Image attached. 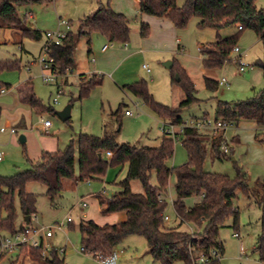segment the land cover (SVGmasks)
Wrapping results in <instances>:
<instances>
[{"label":"rangeland","instance_id":"374dc122","mask_svg":"<svg viewBox=\"0 0 264 264\" xmlns=\"http://www.w3.org/2000/svg\"><path fill=\"white\" fill-rule=\"evenodd\" d=\"M109 1L111 7L114 1L118 2V0H53L43 4L29 3L20 6L18 13L22 19H26V26L44 34L40 40L31 37L9 38L0 30V61H18L20 65L19 69L7 70L0 74L2 83L10 85L9 90L2 96L3 99L6 100L12 97V94H17L20 83L30 79L36 96L47 108H50L42 115L34 111L32 119L27 118L26 128H18V134L12 135L11 140L9 136L5 137L7 134L0 133V141L3 144L0 150L5 155L4 161L0 163V177H11L31 169L39 160L43 150L50 152L64 149L70 141L77 142L81 133L101 137L105 131H113L117 133V141L120 144L159 147L164 136L163 123L169 120L160 118L141 99L133 95L129 86L137 81L147 82L151 94L158 103L178 108L186 98L183 86L177 81L178 68H183L194 82L198 98L196 103L182 109L181 116L184 122L203 119L204 115H208L209 120L214 121L220 102L234 106L249 100L264 89V74L259 67L264 61V45L254 30L247 29L239 37L238 46L242 48V56L233 54L232 61L226 62L222 68L207 70L202 65L200 48L217 41L218 35L224 37L237 33L239 26L220 31L212 28L200 29L198 27L200 20L193 17L185 28L178 29L170 20L158 18L167 22L172 29L161 25L158 21L153 29L150 28L151 36L143 39L142 17L133 8L130 14L131 31L128 43L110 42L106 37L94 33L92 43L89 45L86 36L78 37L75 66L72 68L73 73L69 74V84L62 85L65 93L59 96V103H53V99L58 96L57 85L45 83L41 66L36 62L45 45V33L57 30L60 20L70 23L68 32L87 33L89 30L81 25V21L96 12L99 7L107 5ZM185 1L178 0V5L182 6ZM257 6L259 9H264V0H258ZM29 13H32V17ZM105 44L110 46V49L103 52L102 47ZM90 49L91 53H89ZM167 62H173L175 65L168 68L165 66ZM241 63L247 65L244 72L239 70ZM144 65H147L150 71L146 70ZM80 74H86V79L97 76L102 80L100 85L82 99L79 98ZM223 77L228 79V86H218L215 91L206 88L205 78L218 82ZM59 83H62V79H59ZM21 104L22 108L29 110L27 104ZM68 105H72L71 118L64 121L57 112L64 110ZM126 110L131 111L133 115L127 116ZM9 112H12V108ZM42 117L53 123V129L49 133H45L41 128ZM2 127L10 128L4 120L0 121V129ZM203 134L213 136L210 130ZM21 136L27 139L24 143L20 140ZM222 136L229 145L230 153L222 160L215 159L209 154L205 170L235 178L237 172L235 163H237L238 167L249 174L250 186L257 187L259 182L264 181V127L243 120L238 125L229 126ZM236 136H239V142L236 141ZM174 146L175 153L170 165L179 168L188 162V155L182 143H175ZM126 174L127 164L110 167L105 174L108 177L106 183L108 194L104 196L110 197L120 192L122 190L120 182L125 179ZM175 182L176 177L172 175L167 193L169 203L167 213L171 218L166 222L168 226H177L180 223L171 206V202L176 199ZM96 183L97 181H92L91 186L94 187ZM73 184L74 181L70 180L64 182V191L55 205H52L46 196V186L38 183L29 184L28 192L37 195V213L33 217H38L39 220V225L32 222L31 226L36 228L41 225L51 226L70 216L73 220L71 225L63 231H55L53 238L44 239V245L48 246L47 252L69 245L70 240L72 247L66 256V264H91L80 258L82 244L79 229L84 219L83 215L90 211V208H81L79 203L88 195L91 186L87 180L78 182L76 186ZM151 184L154 186L158 184L155 175L152 176ZM73 187L77 188L73 189ZM131 188L136 193L143 191L140 181H133ZM237 196L238 226L234 227L233 218H230L226 221V226L219 231V239L224 244L220 264H264L259 254L255 252L256 241L262 230V209L253 198H248L242 189L237 190ZM187 204L192 205L193 201L189 199ZM17 212L16 224L19 229L22 224L19 202H17ZM181 230L190 233L194 230V233H191L193 235L198 232V228L189 223H184ZM200 231H203V228ZM236 233L239 237L234 236ZM4 236L10 235L0 232V241ZM116 252L126 254V264H157L143 236L128 237L119 245ZM17 257V252L4 255L2 264H8ZM89 258L92 259L93 264H99L93 257ZM22 259L39 264L29 255H20L18 263ZM176 264L186 263L180 261Z\"/></svg>","mask_w":264,"mask_h":264},{"label":"trees","instance_id":"16d2710c","mask_svg":"<svg viewBox=\"0 0 264 264\" xmlns=\"http://www.w3.org/2000/svg\"><path fill=\"white\" fill-rule=\"evenodd\" d=\"M53 0H0V29H13L21 37L40 40L44 34L26 26V19L18 13L20 6L29 3H48ZM140 11L144 14L166 18L176 28H185L193 17L200 21V29L212 28L217 31L242 26L236 34L200 48L202 65L207 70L222 68L226 62L232 61L234 48L238 46L240 35L247 29L254 30L264 45V9L257 6L258 0H186L182 6L178 0H138ZM81 25L89 32L75 34L69 32L60 46L51 48V56L55 67L66 73L75 63V51L78 37L98 33L110 42L128 43L130 24L124 14L117 13L110 5L99 7L92 15L85 17ZM150 26L141 25L142 37H148ZM90 41V40H89ZM88 41V42H89ZM175 65V64H174ZM173 65V66H174ZM264 74V61L259 64ZM18 61H0V74L7 70L19 69ZM178 81L184 88L186 98L178 108H171L155 101L146 81H138L129 86L133 95L141 99L160 118L168 119L174 124H181L183 108L198 101L196 87L186 71L179 67ZM80 76L79 98L87 97L91 90L102 83L97 76L90 79ZM177 82L176 80H174ZM205 86L210 91L217 90L218 82L205 78ZM10 85L0 80V91L9 90ZM22 102L39 115L49 111L36 96L34 87L24 84L19 88ZM205 117H208L205 115ZM209 119V118H204ZM215 120L238 125L241 121H252L264 127V89L257 92L247 101L234 106L220 102L216 109ZM223 136L213 137L211 134L200 133L194 128H186L182 145L187 151L188 162L179 168L171 167L174 157L175 143L171 138L163 136L159 147L144 145L120 144L117 133L105 131L99 137L89 133H81L78 141H70L64 149L54 152L43 151L39 160L31 169L19 172L11 177H0V232L15 234L25 227L27 217L37 213V195L27 190L29 184L38 183L46 186V196L56 204L64 191L66 180L83 182L105 175L110 167L127 164V174L120 182L122 190L110 197L100 196L102 214L125 212L127 219L114 225L100 226L94 221H82L80 225L81 244L85 254L102 253L110 255L125 239L139 235L145 237L151 256L157 264H176L185 262L192 264L193 259L205 255L211 259L206 264H220V260L212 257V251L220 255L224 252V244L219 239V231L226 226V221L233 218V226L239 224V211L236 207L237 190L242 189L248 198H253L262 209V230L256 241L255 252L264 262V181L257 187L249 184V174L237 166L236 177L211 173L205 170L210 154L222 160L229 154L221 150ZM107 152L112 157L106 156ZM100 155L102 157H100ZM157 178V185L151 184L152 176ZM172 175L176 182L174 190L176 199L174 209L183 221L177 226H168L164 215L168 210V186ZM140 181L143 191L133 192L131 183ZM204 195L200 202L188 207L187 200ZM17 202L23 224L17 227ZM184 223L193 224L198 228L197 234L182 231ZM203 228V231H200ZM21 253V254H20ZM22 254L31 256L39 264H66L55 250L43 257L42 248L23 247ZM4 255L0 256L2 264ZM8 264H19L18 260Z\"/></svg>","mask_w":264,"mask_h":264},{"label":"built area","instance_id":"2783aa9c","mask_svg":"<svg viewBox=\"0 0 264 264\" xmlns=\"http://www.w3.org/2000/svg\"><path fill=\"white\" fill-rule=\"evenodd\" d=\"M29 16L32 17V13H29ZM70 23L66 22L65 20L59 21V28L55 31H48L45 33V45L41 50L40 55L36 58V62L39 63L41 66V74L42 78L45 81V83L48 84H56L58 85L57 94L58 96L53 99V103L57 104L59 103V96L63 95L65 93L62 85L64 82L68 80L69 74L73 73V69H69L66 73L60 72V70L55 67V60L51 56V48L53 46H60L63 42V40L66 38L67 34L69 33L67 30L70 28ZM239 30H242V26L238 27ZM107 49V46L104 48ZM233 54H239V56H242V48L239 46H236L234 48ZM245 64H240V72H244L246 70ZM144 68L148 71H150L147 67V65H144ZM59 79H62V83H59ZM219 86H228V79L226 77H223L218 82ZM7 90L3 89L0 91V95L5 94ZM127 116H132L133 113L131 111H126ZM52 121L49 119H46L44 117L41 118V128L45 133H49L50 128L52 127ZM231 126V124L224 122V121H211L209 119H192L190 121L183 122L181 124H174L173 122H165L162 126V132L164 133V136L171 138L174 143H182L183 141V134L186 128H194L198 130L200 133H204L207 130H210L211 133H213V137H219L220 135L224 134L227 128ZM9 132L10 135H16L17 129L16 128H1L0 133H6ZM224 139V137H223ZM221 150L225 154L230 153L229 145L227 144L226 140L222 142ZM106 156L108 158H111L113 155L111 152H107ZM5 159V155L3 151L0 150V163L3 162ZM88 183H91V179L87 180ZM103 195L106 194L105 191L102 193ZM200 199L204 198V195L196 196ZM79 205L83 208L88 207V203L85 201H81ZM171 206L174 209V200L171 202ZM175 211V209H174ZM176 213V212H175ZM179 221L182 222L183 219L176 214ZM165 222H169L171 220L170 216L166 212L164 215ZM32 222H36L37 225H39L38 217H31L30 224L25 225L23 229L18 230L15 234L10 236H4L1 237V249H2V255H8L17 252L19 254L21 248L23 247H33V248H42V255L43 257L48 256V246L44 245L43 239L44 238H50L54 236L55 231H63L66 229L67 226L71 225L73 223L72 218L69 216L65 220L56 222L52 224L51 226H39L34 227L31 226ZM191 233H194V230L191 231ZM235 237H239V235L236 233L234 235ZM60 255L64 254V249L55 250ZM81 252L84 253V249H81ZM243 252V247H242ZM85 254V253H84ZM88 256L93 257L99 264H117V259L119 254L114 250L110 255L105 256L102 253L97 254H85ZM212 257L215 260H220L221 255L217 251H212ZM208 262H211V259L205 255H201L198 258L193 259L192 264H206Z\"/></svg>","mask_w":264,"mask_h":264},{"label":"crops","instance_id":"0c3cea01","mask_svg":"<svg viewBox=\"0 0 264 264\" xmlns=\"http://www.w3.org/2000/svg\"><path fill=\"white\" fill-rule=\"evenodd\" d=\"M112 8L117 13L124 14L127 17L129 23H130V18H131L130 14L135 9V11H137L138 14L141 15V17H142L141 25L143 23H145V24H148L150 26V28L153 29V27L156 26L158 21H160L161 25H166L167 28L172 29L171 26H169V24H167V22H165L164 20H159L158 18H155L153 16H150V15L142 13L140 11V8H139V1L138 0H118V2H116V3L114 1V3L112 4ZM0 30L4 34H7V36L9 38H13V37L19 38V37H21L20 34L17 31L13 30V29H0ZM234 34H236V33L229 34V35L224 36V37H221L220 35H218L217 36V40L219 38L226 39V38H228L230 36H233ZM92 35L86 36L88 41L90 40L88 42L89 45L92 43ZM150 36H151V34H149L148 37H150ZM142 38L145 39L147 37H142ZM106 46H107V49H104ZM22 49L24 50V48H22ZM109 49H110V46H108L106 44L102 47V51L103 52H106ZM91 51L92 50L90 49L89 53H91ZM94 61H95V59H93V62ZM74 66H75V63H74ZM80 75H83V74H80ZM94 75H96V74H94ZM24 84H30V85H32L34 87L32 81H30V79H26L25 81L20 83V85L17 87V94H12L13 96L12 97H8L6 100H4L3 97H2L4 94L0 95V121L4 120V122H6L8 126H10V128H13V127L16 128L17 132H18V128H21V127L26 128V126H27V118L32 119L33 113H34V110L30 107V105L27 104L30 107L29 110L25 109V108H22V106H21L22 105L21 103H24V102H22L21 93L19 91V88L22 85H24ZM68 84H69V81L67 80L66 82H64L63 85H68ZM79 86H80V84H79ZM57 88H58V85H57ZM34 91H35V89H34ZM24 104H26V103H24ZM10 108H12V112L11 113L9 112ZM126 111H128V110H126ZM204 118H209V117H205V115H204L203 119ZM2 128H5V127H2ZM52 129H53V125L50 128V130H52ZM5 134H7V136H5V137L9 136L8 137L9 140H11L13 138V136L10 135L9 132H6ZM25 139H26V137H25ZM235 139L238 142L240 141L239 136H236ZM0 144H1L0 145V147H1L3 145L1 143V141H0ZM43 151H48V150H43ZM50 152H54V151H50ZM92 181L93 182L97 181V183L94 185V187L91 186ZM92 181L89 184L91 186V189H90L88 195H86V197H84L82 199V201L88 202V207L87 208H90V211L87 214L83 215V218H84L83 221H90L91 220V221H94L95 223H97L100 226H104V225H108V224L109 225H114V224H118V223L126 221L127 215H126L125 212L113 213V214L106 215V216L102 214L103 207L100 205V196H103V194H102L103 191L106 192L105 195L108 194V191L106 189V183L108 181L107 175H102V176H100V177H98L96 179H93ZM77 184H78V182L74 181L73 185L76 186ZM76 188L73 187V189H76ZM191 200L193 201V204L192 205H188L187 204L188 207H192L195 203H198V202L201 201V199L199 197H196V196L191 198ZM81 208H83V207H81ZM87 208H83V209H87ZM21 219H22L21 223L23 224L24 217L22 216ZM53 237L54 236H52L50 238H53ZM50 238H48V239H50ZM44 239H43V242H45ZM71 247H72V243L69 240V245H66V246L60 248V249H64V254H62V255L59 254V255L65 260V263H66V256L70 253ZM117 248L115 249V251H117ZM125 256H126V254L125 255L123 253L119 254L118 259H117V264H126L127 256L126 257ZM19 257L20 256L18 254V257L15 260H18ZM89 257H91V256H89ZM89 257H88V255H85L84 253L80 252L81 260L89 261L91 264H93L94 262ZM15 260H12V261H15ZM29 262L30 261H28V259H22V260H20L19 264H35V263H32V262H30V263Z\"/></svg>","mask_w":264,"mask_h":264},{"label":"water","instance_id":"95a60500","mask_svg":"<svg viewBox=\"0 0 264 264\" xmlns=\"http://www.w3.org/2000/svg\"><path fill=\"white\" fill-rule=\"evenodd\" d=\"M165 66L168 68H172L173 62H167V63H165ZM179 80H180V78L177 76V81H179ZM71 110H72V105H68V106H66V108L64 110L57 112V114L61 117L62 120L67 121L71 118ZM20 140L22 143H24L26 141L24 136H21ZM100 157H102V156L100 155ZM232 160L235 162L234 158ZM30 222H31V216H28L26 224H30Z\"/></svg>","mask_w":264,"mask_h":264}]
</instances>
